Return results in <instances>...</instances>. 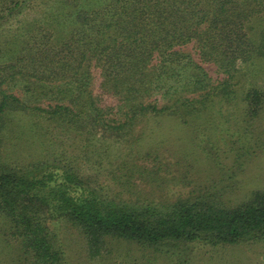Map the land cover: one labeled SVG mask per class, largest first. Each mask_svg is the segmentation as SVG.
Here are the masks:
<instances>
[{
	"label": "trees",
	"instance_id": "1",
	"mask_svg": "<svg viewBox=\"0 0 264 264\" xmlns=\"http://www.w3.org/2000/svg\"><path fill=\"white\" fill-rule=\"evenodd\" d=\"M29 2L0 0V36L12 31L8 26ZM54 3L59 12L49 20H19L21 32L0 48V133L15 117L61 120L65 133L85 143L81 152H105L115 168L108 172L113 184L107 191L98 175L80 171V154L42 155L20 164L0 160V264H70L56 228L63 223L79 231L81 264H145L116 252L123 242L185 264L184 253L196 243L217 247L264 240V188L233 205L223 201L233 189L225 185L227 174L208 190L195 185L175 200L138 190L134 181L160 186L157 171L172 165L154 140L146 142L147 125L158 135L167 123L184 129L216 98L236 101L246 128L263 113L264 0ZM188 44L222 77L214 80L184 53L181 47ZM140 123L146 125L136 133ZM256 135L238 150L239 167L264 146V133ZM113 156L122 162L114 166ZM238 169L235 165L231 175ZM117 185L122 190L113 196L110 189Z\"/></svg>",
	"mask_w": 264,
	"mask_h": 264
},
{
	"label": "rangeland",
	"instance_id": "2",
	"mask_svg": "<svg viewBox=\"0 0 264 264\" xmlns=\"http://www.w3.org/2000/svg\"><path fill=\"white\" fill-rule=\"evenodd\" d=\"M53 4L55 5L54 0L50 2L49 0H30L26 10L17 15L16 20H12L11 27L8 26V28H12V31H6V34L0 36V48L6 47L15 33L21 32L16 30L20 25L19 20L37 21L47 16L49 20L55 12H59ZM181 50L194 57L214 80L222 77L214 63L202 61L199 53L193 49V44L183 46ZM261 78V84H264V77ZM97 82L95 80L93 87H96ZM249 82L250 79L246 80L245 86L248 87ZM13 91L21 97L26 95L25 91H19L17 88ZM215 100V105H212L210 110L197 117L198 119L196 118L191 126L185 125L184 129H177L174 122L171 127L167 123L165 131L158 135L156 130L151 133L150 125H147L144 132L146 142L154 140V145L158 147L161 157L165 162L168 161L172 165L157 171L156 177L159 178L157 182L160 186L148 181L142 182V180L135 178L134 181H136L138 190H144L151 193L150 195L155 193L160 199L175 200L178 196L188 193L195 185L208 190L214 181L223 174H227L224 177L225 185L226 187L232 186L233 189L228 188V192L223 196V201L227 204L236 205L249 198L251 191L264 188V146L258 149L253 156L245 157L242 167H239L238 162L236 164L238 150L241 152L242 146L249 145L247 141L254 142L256 134L264 133V111L258 118L252 120L251 127L246 128L245 121L238 118L240 112H235L234 104L236 101L229 103L218 98ZM43 101L49 102L47 99H43ZM194 117L196 116L194 115L192 119ZM42 120L39 117L34 120L30 115H27L15 117V120L9 121L7 129H3L0 133V160L20 164L35 161L42 155L60 154L72 159L80 154L78 160L76 159V167L86 175H98L99 183L109 191L113 181H111L108 172L115 168L111 167V164L105 159V152L99 150L100 154L97 153L96 155H92L93 153H88L86 150L81 152L85 143L82 144L80 140L74 138V133L70 132L71 135L65 133L63 128L66 127V124L61 125V120L49 123ZM154 123L155 121H152L150 124L155 126L156 123ZM145 125L140 123L136 127V133H139ZM46 127L48 128L47 132L45 131ZM36 129L44 131L46 135L42 136L36 132ZM109 141L112 142L113 140L110 139ZM113 147L114 153L117 152V148L120 147L119 143ZM187 148L192 150L190 154L184 151ZM207 150L211 151V155L207 154ZM101 153L103 156H100ZM100 158L103 165L99 163ZM112 159L114 166L122 162V160H115L114 156ZM150 165H154V163ZM235 165L239 168L236 170L238 172L236 175H231ZM111 188L110 193L113 196L122 190L119 185ZM127 195L128 193H123V196L127 197ZM64 224L66 223L57 224L56 228L63 242L67 245L70 264H81L83 256L80 255L79 231L74 227L68 226L70 227L68 228ZM115 250L116 252L129 253L131 257L137 258L140 263L177 264L175 257L154 253L137 245H127L124 242L117 243ZM184 254L185 264H264V240L217 247L196 243Z\"/></svg>",
	"mask_w": 264,
	"mask_h": 264
}]
</instances>
